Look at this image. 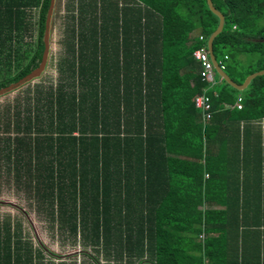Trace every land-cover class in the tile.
I'll return each instance as SVG.
<instances>
[{
    "label": "trees",
    "instance_id": "1",
    "mask_svg": "<svg viewBox=\"0 0 264 264\" xmlns=\"http://www.w3.org/2000/svg\"><path fill=\"white\" fill-rule=\"evenodd\" d=\"M49 1L0 0V88L38 66ZM212 2L213 53L241 83L264 69V0ZM68 18L56 79L0 113V172L85 254L61 260L2 220L0 264H264V187L233 175L227 190L261 160L233 139L264 118V74L202 80L193 51L219 22L206 0H77Z\"/></svg>",
    "mask_w": 264,
    "mask_h": 264
},
{
    "label": "rangeland",
    "instance_id": "2",
    "mask_svg": "<svg viewBox=\"0 0 264 264\" xmlns=\"http://www.w3.org/2000/svg\"><path fill=\"white\" fill-rule=\"evenodd\" d=\"M77 0H56L55 9L51 23L50 49L47 65L44 72L28 85L32 86L39 80H55L57 77L56 63L64 52L63 39L65 29L69 24L70 13L74 12ZM72 10V11H71ZM38 19L37 9L33 11L31 22L36 24ZM193 34H197L194 32ZM216 82L219 79L214 73ZM28 85H23L16 90L0 96V113L6 109H11L15 103L23 104L25 94L23 91ZM8 106V107H7ZM261 126V124H260ZM5 132L4 130H0ZM6 168L0 172V221L8 220L12 224H20L22 234L30 240L34 247L44 250L45 246L49 251L59 256L61 260H68V257L75 255L76 258L82 257V246L78 239L73 240L62 234L56 227L54 220H47L44 211L34 203L32 198L18 188L12 177H7ZM4 171V172H3ZM48 252L45 253L47 255ZM55 255L48 254V257L57 258ZM54 256V257H53Z\"/></svg>",
    "mask_w": 264,
    "mask_h": 264
},
{
    "label": "crops",
    "instance_id": "3",
    "mask_svg": "<svg viewBox=\"0 0 264 264\" xmlns=\"http://www.w3.org/2000/svg\"><path fill=\"white\" fill-rule=\"evenodd\" d=\"M35 9H37L38 12L37 7L32 8V13ZM214 79L216 81L215 76ZM218 81L219 79L217 80V82ZM232 125L235 126L236 123H233ZM239 127L241 130L243 129L242 135L234 138L233 140L238 144L240 154H257L261 157V160H257V163H255V165L253 166L252 164H247L246 166H237L234 169H231L230 166H227V169H231L228 171V173L230 174L228 175L229 186L227 190L231 192L234 189L233 180H230V177L234 175L239 176L240 181L242 180V178H244V184H246V186L244 187L247 192H250L252 194V191L256 190L257 187H264V118L245 122L242 121L240 122ZM258 131H260V134H257ZM230 153L231 151H228V154ZM258 161H260V163H258ZM205 177L208 178L207 173L205 174ZM247 200V197L246 200L242 199L245 206L248 204ZM213 206L221 207L220 204L216 205L215 203L213 204Z\"/></svg>",
    "mask_w": 264,
    "mask_h": 264
},
{
    "label": "water",
    "instance_id": "4",
    "mask_svg": "<svg viewBox=\"0 0 264 264\" xmlns=\"http://www.w3.org/2000/svg\"><path fill=\"white\" fill-rule=\"evenodd\" d=\"M206 3L209 7V9L218 17L219 22L218 26L216 29L210 34V36L207 39V49L210 55V59L214 65V68L216 70V73L228 84H230L232 87L236 88L237 90H243L247 87L249 82L251 81L252 78L264 74V69L255 71L250 73L245 77L243 82L237 83L233 79H231L228 74L220 68L216 61V57L213 53V39L214 37L222 30L223 25H224V15L222 14L221 11L215 8L213 5L212 0H206ZM56 5V0H50L49 1V6L46 11V17H45V23H44V33H43V42H44V48L42 52V56L40 59V62L38 66L33 68L30 72H28L26 75L21 77L15 82H12L6 86H3L0 88V96L11 92L13 90H16L17 88L25 85L26 83L33 81L34 79L38 78L45 70L46 65H47V60H48V55H49V49H50V33H51V23H52V18H53V12L55 9Z\"/></svg>",
    "mask_w": 264,
    "mask_h": 264
},
{
    "label": "built area",
    "instance_id": "5",
    "mask_svg": "<svg viewBox=\"0 0 264 264\" xmlns=\"http://www.w3.org/2000/svg\"><path fill=\"white\" fill-rule=\"evenodd\" d=\"M199 39H202V36H199ZM194 58L200 63V75L202 80L213 83L214 82V73L215 68L210 59L208 49L205 47H199L193 51ZM221 69H225V62L223 60H216ZM243 97L241 94L237 95L234 106L237 109L243 107ZM195 107L202 113L203 121H207L212 114L210 98L205 92L198 94L194 98ZM202 236V235H201Z\"/></svg>",
    "mask_w": 264,
    "mask_h": 264
},
{
    "label": "clouds",
    "instance_id": "6",
    "mask_svg": "<svg viewBox=\"0 0 264 264\" xmlns=\"http://www.w3.org/2000/svg\"><path fill=\"white\" fill-rule=\"evenodd\" d=\"M216 60H217V58H216ZM225 71V70H224ZM215 73H216V70H215Z\"/></svg>",
    "mask_w": 264,
    "mask_h": 264
}]
</instances>
